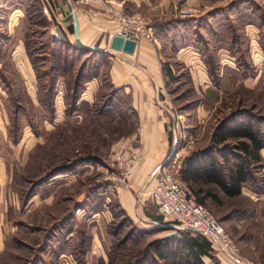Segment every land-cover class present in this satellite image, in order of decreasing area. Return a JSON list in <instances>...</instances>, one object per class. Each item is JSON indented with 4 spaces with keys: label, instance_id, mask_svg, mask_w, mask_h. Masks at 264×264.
<instances>
[{
    "label": "rangeland",
    "instance_id": "obj_1",
    "mask_svg": "<svg viewBox=\"0 0 264 264\" xmlns=\"http://www.w3.org/2000/svg\"><path fill=\"white\" fill-rule=\"evenodd\" d=\"M8 1L13 5L5 3L0 10L5 13L16 7L14 22L24 23L37 83L35 95L30 91L29 95L12 65L10 50H0V264H138L151 241L173 234L174 229L150 226L147 214L128 212L120 203L119 189L134 188L135 166L145 156L138 142L132 147L118 145L135 133L137 117L129 95L107 81L110 60L106 54L81 51L65 36L54 20L53 4ZM193 4L194 17H183L182 28L172 33L155 28L157 43L152 42L160 47L163 67L173 68L161 97L167 98L173 113L168 156L177 155L181 166L192 153L212 144L219 123L236 109L264 112V83L250 90L220 80L219 87L213 82L200 88V100L195 101L197 88L174 46V42L206 45L216 71L214 49L236 43L234 51L245 64L250 25L259 31V43L264 40V0H194ZM259 62L264 69V61ZM91 72L104 82L95 89L92 103H75V95L83 90L81 74ZM61 78L66 110L57 115L58 128L53 130L51 115L43 108L50 113L56 107ZM187 98L194 101L187 103ZM198 102L203 108L200 120L194 108ZM183 110L190 114L183 117ZM263 166L252 162L254 187H245L253 195L227 197L212 186L220 199H208L204 205L236 243L237 256H230L236 264H264ZM152 181L150 177L144 182L149 191ZM140 192L135 195L145 199L143 208L159 216L150 193ZM211 252L212 258L204 264H223L222 253Z\"/></svg>",
    "mask_w": 264,
    "mask_h": 264
},
{
    "label": "crops",
    "instance_id": "obj_2",
    "mask_svg": "<svg viewBox=\"0 0 264 264\" xmlns=\"http://www.w3.org/2000/svg\"><path fill=\"white\" fill-rule=\"evenodd\" d=\"M46 1L49 2L50 6L53 4L55 7L56 12H54V20L60 25L61 31L73 44L77 42V39L75 40V25L76 22H78L79 37L83 44L87 47L99 49H110V42L115 34L116 28L114 14L117 11L140 13L151 22L156 29L160 28L167 33H172L173 29L179 30V28H182L183 17H194L181 14L180 10H178L179 6H182L181 8L186 7L196 10L194 8L196 6L193 4L194 0H186L183 4L182 0ZM5 3L13 5V2L10 3L8 0H0V7ZM14 10H16V7L5 13L0 10V50H10L12 65L16 68V72L26 84L28 94L30 91L31 95H35L37 77L26 48L25 36L27 31H23L22 24L24 23L14 22L16 18V13L13 12ZM20 19L24 18L18 17V20ZM47 19L48 22H51L49 18ZM27 21L26 17V22ZM248 31H250V34L247 32V35L250 38L251 45L250 53H248L245 64H242V61H240L241 59L239 60V55L234 51L236 43L229 44L226 47L219 46L214 49L217 55L219 71H215V67L213 69L211 56L206 53L208 49L206 45L196 44V46H178L177 42H174V46H177V50H179L178 56L188 69L192 85L197 88L198 96L195 101L200 100L199 94H202L200 88H208L210 87L209 84L213 82L215 86L219 87L217 84H221L219 82L220 80L229 82L231 86H235L234 88L240 84H243L250 90H256L262 86V83H264V69L259 66V61H264V40L259 43L261 39L258 38L259 31H256L255 26L250 25ZM158 46L146 39H140L137 42L133 54L111 49L107 53L98 51L101 54H106L110 60L107 69V81L111 84L113 89L119 90L120 92L123 91L129 95L131 100L129 105L137 117L135 133L125 141L118 143V145L132 147L138 142L144 147V159L142 162L136 164L134 169V188L132 189L124 186L119 189L120 203L128 212H135L137 210L143 215L147 214L148 217L146 221H148L147 224L150 226H161L162 223L156 221V216L147 208H143L142 203H145V199L144 201H142V199L138 200L135 194L141 191V195H147V193L151 195L156 183V171L167 158L173 141L169 133V121L170 117L173 115L172 105L166 104L165 100H167V98L163 99V97H161V94L163 95L164 93V83L168 75L172 73L173 68L171 65L170 70L163 67V60H161L158 50L160 47ZM202 47H204V52L202 51ZM227 70L229 71L227 72ZM102 82L104 81L99 78V75L84 81L83 90L80 93L77 103L79 104L81 101L92 103L97 91L95 89L100 88ZM59 83L60 92L56 107L54 105L50 113L46 110L48 108H43V112L46 113V115H51L50 118L48 117V120L53 122V130L58 128V122L55 120L57 115L65 113L66 110V103L64 102L65 94L63 92L64 82L62 78L59 80ZM31 97L33 98V96ZM193 101L194 100L187 98V103ZM201 105L202 103L198 102L197 106L194 107L196 112L195 115L199 120L202 117L203 110ZM41 106L43 105L41 104ZM253 113L258 119L260 118L261 130L264 131V112H258L254 109ZM189 114V111L183 110L181 115L187 117ZM20 142L19 139L16 143L20 144ZM260 156L262 164L264 165V147L260 151ZM150 177H152L153 181L151 183L152 189L149 191V188H145L144 182ZM242 195L250 196L253 195V192L248 187H243ZM220 252L223 257H221L223 264H230V262L236 264L235 261L230 258L231 255L223 251Z\"/></svg>",
    "mask_w": 264,
    "mask_h": 264
},
{
    "label": "trees",
    "instance_id": "obj_3",
    "mask_svg": "<svg viewBox=\"0 0 264 264\" xmlns=\"http://www.w3.org/2000/svg\"><path fill=\"white\" fill-rule=\"evenodd\" d=\"M75 45L81 51L87 50L79 42ZM81 76L86 81L98 74L91 72ZM78 83L77 80L74 85L76 93ZM79 96L75 95V103ZM260 123V118L255 116L252 109H236L219 123L212 144L195 151L184 160L181 177L188 183L197 202L205 205L208 199L219 201L220 196L212 186L219 188L227 197H236L242 194L243 187L254 185L251 165L252 162L262 164L260 151L264 147V131ZM155 220L163 222L160 216H156ZM161 229L169 230L164 227ZM212 250V243L201 234L177 229L176 235H166L151 241L146 247L148 252L138 264H204L206 258H212Z\"/></svg>",
    "mask_w": 264,
    "mask_h": 264
},
{
    "label": "built area",
    "instance_id": "obj_4",
    "mask_svg": "<svg viewBox=\"0 0 264 264\" xmlns=\"http://www.w3.org/2000/svg\"><path fill=\"white\" fill-rule=\"evenodd\" d=\"M180 12L184 16L196 14V10L186 7ZM114 20V35L137 42L146 39L157 43L155 27L142 14L117 11ZM165 161L156 171V183L151 192L157 214L164 222H169L167 224L172 225L174 231L192 230L207 238L214 250L237 256L238 248L230 234L207 207L197 202L188 183L182 179L178 156L170 155Z\"/></svg>",
    "mask_w": 264,
    "mask_h": 264
},
{
    "label": "water",
    "instance_id": "obj_5",
    "mask_svg": "<svg viewBox=\"0 0 264 264\" xmlns=\"http://www.w3.org/2000/svg\"><path fill=\"white\" fill-rule=\"evenodd\" d=\"M75 36H76L77 42H79V44L84 49L91 50V51H97V52L98 51L99 52H109L108 49H99V48L85 46L79 37L78 22H76V25H75ZM136 46H137V41L131 40V39H124L123 37L117 36V35H114L110 42L111 50L121 51L127 54H133L135 52ZM167 158H169V156ZM166 161L164 160L163 163H165ZM161 226L164 228L174 229L172 225L167 224V223L161 224ZM176 234H177V231H174L173 235H176ZM168 235H172V234H168Z\"/></svg>",
    "mask_w": 264,
    "mask_h": 264
},
{
    "label": "bare ground",
    "instance_id": "obj_6",
    "mask_svg": "<svg viewBox=\"0 0 264 264\" xmlns=\"http://www.w3.org/2000/svg\"><path fill=\"white\" fill-rule=\"evenodd\" d=\"M75 38H76V36H75Z\"/></svg>",
    "mask_w": 264,
    "mask_h": 264
}]
</instances>
